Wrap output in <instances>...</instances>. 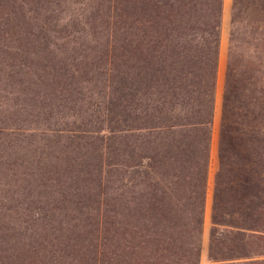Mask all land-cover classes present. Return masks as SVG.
Here are the masks:
<instances>
[{
	"label": "trees",
	"instance_id": "16d2710c",
	"mask_svg": "<svg viewBox=\"0 0 264 264\" xmlns=\"http://www.w3.org/2000/svg\"><path fill=\"white\" fill-rule=\"evenodd\" d=\"M222 0H0V264H199ZM207 264H264V0H231Z\"/></svg>",
	"mask_w": 264,
	"mask_h": 264
},
{
	"label": "rangeland",
	"instance_id": "374dc122",
	"mask_svg": "<svg viewBox=\"0 0 264 264\" xmlns=\"http://www.w3.org/2000/svg\"><path fill=\"white\" fill-rule=\"evenodd\" d=\"M227 9H228V6L225 7V14H227ZM226 33H227V20L224 23L223 35L225 36ZM224 46H225V39L222 44L220 65L217 71V86H216V92H215L214 115H213L211 142H210L209 172H208V180H207L205 211H204L203 225H202L201 253H200L199 264H207V260H206L207 233H208V227H209V210H210V200H211L212 176L216 168V153H215L216 151V132H217L218 121H219V113H220V92H221V86H222L223 67H224L223 65L224 64Z\"/></svg>",
	"mask_w": 264,
	"mask_h": 264
},
{
	"label": "crops",
	"instance_id": "0c3cea01",
	"mask_svg": "<svg viewBox=\"0 0 264 264\" xmlns=\"http://www.w3.org/2000/svg\"><path fill=\"white\" fill-rule=\"evenodd\" d=\"M230 1L231 0H228V1L222 0L220 38H219L218 59H217V71H218V68H219V65H220L221 48H222V44L224 42V39H225V46H224V59H225V51H226V45H227V33H226L225 36L223 35V28H224V23L227 20V32H228V19H229ZM227 6H228L227 14H225V7H227Z\"/></svg>",
	"mask_w": 264,
	"mask_h": 264
}]
</instances>
